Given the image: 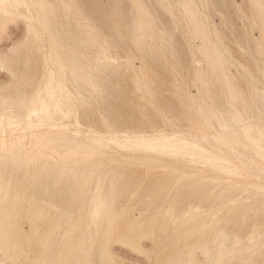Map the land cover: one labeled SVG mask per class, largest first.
Returning <instances> with one entry per match:
<instances>
[{
  "label": "bare ground",
  "instance_id": "1",
  "mask_svg": "<svg viewBox=\"0 0 264 264\" xmlns=\"http://www.w3.org/2000/svg\"><path fill=\"white\" fill-rule=\"evenodd\" d=\"M176 1L0 0V264H264V0Z\"/></svg>",
  "mask_w": 264,
  "mask_h": 264
},
{
  "label": "rangeland",
  "instance_id": "2",
  "mask_svg": "<svg viewBox=\"0 0 264 264\" xmlns=\"http://www.w3.org/2000/svg\"><path fill=\"white\" fill-rule=\"evenodd\" d=\"M179 0H177L176 1V6H178V4H179V6H181V2L179 3L178 2ZM237 2H240V0H237ZM178 6V7H179ZM179 9V10H178ZM181 7H179V8H177L176 7V14H177V16H179L180 18H182V15H183V13L181 14ZM160 12V11H159ZM158 12V14H161V13H159ZM163 14V13H162ZM180 14H181V16H180ZM219 14V13H218ZM218 14L217 15H215V18H214V21L215 22H217L216 24H220V26H221V23H224V22H222V19H221V21H220V16L221 15H223V14H221L220 16H218ZM166 16H168V15H166ZM184 17V16H183ZM222 18L223 19H225L224 18V16H222ZM18 21V22H17ZM16 22L14 21H12V22H9L8 24H7V27H5V28H3L2 30H1V27H0V53L2 52V50L3 51H6V50H11L12 49V46L14 45V43L16 44L18 41L20 42L22 39H23V37H24V35H25V32H26V24H24L25 22H23V20H21V19H18ZM183 21H184V19H183ZM211 22H212V17H211V20H210ZM224 21V20H223ZM185 22V21H184ZM214 22V23H215ZM236 22H238V23H236V24H232V27H233V25H234V27H239L240 25H238V26H235V25H237V24H240V21L238 20V21H236ZM185 23H183V25H184ZM182 25V27H179L180 29H184V30H186L187 31V29H188V27H187V25H186V27L187 28H185V25L183 26ZM222 26H224V28L225 29H227V28H230V25H229V27H227V26H225V25H223L222 24ZM210 28L211 29H213L214 30V27H211L210 26ZM219 28H220V31H219ZM223 28V27H222ZM221 27H219V25L218 26H216V29L218 30H216L215 29V32H213V30H212V32L209 30V32L210 33H212V34H210V36H211V38H212V40L213 41H216L217 42V38L215 39V37H218V40H220L221 38H219L220 37V35L219 34H217V36H215V34L214 33H219L220 32V34H221V32L223 33V35H225L224 33H226V31L227 30H225L224 29V31L225 32H223ZM5 30H6V32H5ZM25 31V32H24ZM178 30H176V32L175 33H177V35H178V32H177ZM4 32V33H3ZM176 35V34H175ZM176 35V36H177ZM219 35V36H218ZM229 36V38H230V33L228 34ZM226 38H227V33H226V37H225V39H223L224 41L226 40ZM21 39V40H20ZM215 39V40H214ZM222 40V41H223ZM225 42H229V41H225ZM198 43V42H197ZM230 43V42H229ZM227 44L226 43V45H224V49H226V48H229L230 47V45L231 44ZM232 44H234V43H232ZM229 45V46H228ZM232 46V45H231ZM235 45H233V47H234ZM231 48V47H230ZM197 50V49H196ZM7 52V51H6ZM199 52V51H198ZM197 51H196V55H197V57L195 58L196 60H195V62H194V64H196V65H194V66H199V64H201L202 62H201V56H200V53H198ZM200 56V57H199ZM237 57H238V55H237ZM239 59H240V57H239ZM139 60V59H138ZM136 61V66H137V68L139 67V68H141V66H142V63L140 62V60L139 61ZM200 60V61H199ZM198 63V64H197ZM139 65H141V66H139ZM234 66V68L235 67H237L238 68V65L236 64V66L235 65H233ZM232 66V67H233ZM139 68L137 69V70H139ZM237 68H235L236 70H237ZM162 70H164V69H162ZM164 72V71H163ZM159 73H162V71L160 70L159 71ZM162 75H163V73H162ZM161 74H160V77L162 76ZM2 76V77H1ZM165 76V75H164ZM8 77V78H7ZM1 78H3V79H9V75H8V72H6V70L5 69H2L1 70V68H0V79ZM114 245L112 246V247H114L112 250H115V252H114V255L115 254H117L118 253V258L119 257H124V260H126L127 262H129V263H127V264H136L135 262H137V264H139V263H141V264H144V263H147V260H146V258L144 259V255H139L138 253H133L131 250H129V248H126V247H124V246H121V245H119V243H113ZM116 244V245H115ZM148 244V245H147ZM145 246H149V242H146L145 243ZM119 247H120V249H119ZM148 248V247H147ZM117 249V250H116ZM128 249V250H127ZM123 252V253H122ZM121 254V255H120ZM115 258H117V257H115ZM117 258V259H118ZM144 260H143V259ZM119 259H122L123 260V258H119ZM143 260V261H142ZM144 261H146V262H144ZM114 264H120V263H116V261L114 262ZM147 264H149V263H147Z\"/></svg>",
  "mask_w": 264,
  "mask_h": 264
}]
</instances>
